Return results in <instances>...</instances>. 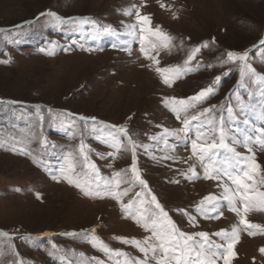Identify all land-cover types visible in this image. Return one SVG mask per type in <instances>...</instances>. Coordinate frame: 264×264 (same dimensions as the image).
Segmentation results:
<instances>
[{
	"label": "rangeland",
	"instance_id": "obj_1",
	"mask_svg": "<svg viewBox=\"0 0 264 264\" xmlns=\"http://www.w3.org/2000/svg\"><path fill=\"white\" fill-rule=\"evenodd\" d=\"M0 264H264V0H0Z\"/></svg>",
	"mask_w": 264,
	"mask_h": 264
},
{
	"label": "bare ground",
	"instance_id": "obj_2",
	"mask_svg": "<svg viewBox=\"0 0 264 264\" xmlns=\"http://www.w3.org/2000/svg\"><path fill=\"white\" fill-rule=\"evenodd\" d=\"M179 154V152H178ZM208 193H211V195L214 197L215 201L218 203L219 201H228L229 202V197L227 195V192L224 190V188L217 183H212L209 188H208ZM231 200V199H230ZM222 205V203H221ZM218 205L217 208L221 209L222 206ZM231 218V216H229Z\"/></svg>",
	"mask_w": 264,
	"mask_h": 264
}]
</instances>
